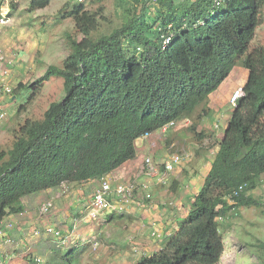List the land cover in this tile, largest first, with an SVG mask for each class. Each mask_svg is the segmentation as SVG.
Listing matches in <instances>:
<instances>
[{
  "label": "trees",
  "instance_id": "1",
  "mask_svg": "<svg viewBox=\"0 0 264 264\" xmlns=\"http://www.w3.org/2000/svg\"><path fill=\"white\" fill-rule=\"evenodd\" d=\"M133 1L142 2L139 10H125L120 27L94 38L103 10L72 5L65 17L82 38L68 37L61 66L49 65L29 87L19 83L13 89L31 90V101L44 82L58 78L63 97L41 119H25L11 147L0 151V223L23 213L22 199L29 195L63 183L99 181L136 157V140L169 122L189 120L195 139L208 140L197 124L211 114L210 94L242 59L247 71L242 95L186 216L160 250L136 263L219 264L224 245L217 220L241 207L264 209L251 194L264 176V45L249 50L262 24L264 0H226L220 7L213 0ZM151 1L152 16L146 5ZM48 4L30 0L29 10ZM115 215L120 214L107 216Z\"/></svg>",
  "mask_w": 264,
  "mask_h": 264
},
{
  "label": "rangeland",
  "instance_id": "2",
  "mask_svg": "<svg viewBox=\"0 0 264 264\" xmlns=\"http://www.w3.org/2000/svg\"><path fill=\"white\" fill-rule=\"evenodd\" d=\"M11 1L0 0V18L3 16L7 18L5 25L0 24V88L8 86L12 91L0 94V112L4 117L0 120V151H6L11 147L13 134L25 119H41L49 104L60 101L63 97L62 80L58 78L44 82L31 101H28L31 90L13 92V89L19 83L29 87L49 65L61 66L69 53L68 37L76 40L82 38L73 20L65 17V13L72 5L83 3L85 9L91 13L99 12L100 8L103 10V18L99 20L98 29L92 33L94 38L120 27L127 17L125 10L128 9L130 12L139 10L142 4L133 0H103L101 3L90 0H49L46 7L29 10L30 0ZM146 5L149 6L147 10L149 15L155 14L156 4L151 1ZM261 20L262 24L255 32L249 50H259L264 45V10ZM246 79L247 71L241 59L237 61L229 77L222 82V86L219 87L221 89L218 88L213 93L221 95L222 90L228 87L226 94L221 95L224 98H215L211 114L197 124L198 131L202 125L207 133L213 130L211 133L214 136L211 135L208 140L201 142L196 140L194 134L197 132L192 133L189 130L191 121L184 122L186 119L179 124L176 123L164 134L156 136L159 138L157 145L160 151L156 153L150 150L147 153L148 157L158 163L173 154L184 157L182 162L175 166L173 171L175 174L169 175L168 186L160 187L158 195L150 191L151 197L144 199L136 193L135 201L120 214L121 216L115 215L111 218L104 215L97 221L79 224L73 235V244L65 248H58L54 239L46 235L38 223L35 230L39 232L37 238L41 241L37 240L36 243L34 242L36 238L28 236L26 250L16 251L12 264H31L29 260L36 264L35 259L40 260L39 264H136L141 258L160 250L165 244L164 238L167 237V232H170L169 229L175 232L179 221L186 216L189 208L187 203L200 188L217 151L218 140L222 138V131L227 125V116L232 109L229 99L236 89L243 87ZM14 94L16 96H13ZM213 123L218 127L215 128ZM211 127L214 128L210 129ZM176 128L179 129L174 131ZM173 182H176L174 189L171 188ZM81 184L63 183L56 189L32 194L27 198L29 202H24L28 203L32 212L30 214L35 213L39 220L54 211L58 214L52 219H56L67 210L68 214L63 216L66 220L64 219L62 227H55L66 234L73 223L69 222V219L78 220L81 216L78 212L80 209L85 210L84 205L93 190L94 183L90 185L86 183L88 187ZM76 193L79 196L83 193L86 197L87 200L83 203L79 202L80 207L82 205L83 207L77 210L72 208L69 211L70 206L60 209L63 204L68 205L72 202V196ZM186 194L187 199L184 197ZM251 194L264 204V176L260 186ZM40 202L52 203L51 210H54L52 212L49 210L46 216H39L35 208H39ZM182 203L185 205L184 208L180 206ZM217 222L224 245L219 264L263 263L264 253L261 245H264V209L241 207ZM94 243H97L95 249L92 247ZM69 251L70 254L74 251V255L69 254L65 259L60 257Z\"/></svg>",
  "mask_w": 264,
  "mask_h": 264
},
{
  "label": "built area",
  "instance_id": "3",
  "mask_svg": "<svg viewBox=\"0 0 264 264\" xmlns=\"http://www.w3.org/2000/svg\"><path fill=\"white\" fill-rule=\"evenodd\" d=\"M17 1V0H15ZM226 0H213V5L215 7H220L225 3ZM10 2H12L10 0ZM7 23V18L4 16L0 18V24L5 25ZM169 38H166L164 44L167 43ZM11 92V89L8 86L0 88V94L5 93L8 94ZM242 95V89H236L231 95L229 102L233 107L237 99ZM3 113L0 112V120H2ZM175 125V122H169L162 126L158 131L159 135L167 132L169 128ZM217 128V125H215ZM144 137H148V134H145ZM184 157L180 154H173L169 158L160 161L152 160L150 157L146 156L143 159V174L145 177L149 179H154L156 184L161 186H168V177L171 173H173L176 165L182 162ZM139 193L144 199H148L151 197L150 195V187L146 182H137V181H129L126 183H120L113 185L107 178L103 177L99 179L98 186L94 190L91 195L89 202L86 206V210L81 213V216L72 221V226L69 232L66 234L62 233L61 230L56 229L53 226H45L44 233L52 239H54L58 248H65L69 244H73V235L77 229L79 224H85L97 221L99 217L104 215H112V214H121L125 212L133 201H135V195ZM52 208V203L44 202L41 203L38 208L39 216H46L49 210ZM12 229L11 223H0V239L7 245L14 244L12 239L7 234ZM39 232L37 230H33V236L37 237ZM97 243L92 245L93 249H95ZM10 247V246H7ZM36 262L40 263V260L37 259ZM11 256L0 249V264H10Z\"/></svg>",
  "mask_w": 264,
  "mask_h": 264
},
{
  "label": "crops",
  "instance_id": "4",
  "mask_svg": "<svg viewBox=\"0 0 264 264\" xmlns=\"http://www.w3.org/2000/svg\"><path fill=\"white\" fill-rule=\"evenodd\" d=\"M221 86H222V84L219 87H221ZM241 86H242V84H241ZM220 89L221 88H219V90ZM227 91H228V87H226L225 90H222V93H220V94L224 96V93L226 94ZM213 93L210 94V96H209L208 107L210 108V110L213 109L212 103H213V100H215V98H218V97L220 99L224 98V97H221V95H214ZM228 118H229V115L227 116V120H228ZM184 122H190V121L185 120ZM226 124H227V122H226ZM184 125L186 126L185 123H184ZM213 125L215 126L214 123H213ZM217 127H218V125H217ZM213 128L214 127H211L210 129H213ZM177 129H179V128H176L173 130L175 131ZM201 129H204L203 125L201 126ZM224 129L222 131V135H223ZM204 131L207 133L206 130H204ZM211 132H213V130H210L209 133H207V134L210 136L211 135L214 136ZM156 136H160L158 132H156L155 134H153L147 138L142 137V138L136 140V142H135L136 157L133 160L125 162L124 164H122L120 167H118L117 169H115L113 172L109 173L105 177L113 185L120 184V183H126L129 181H137V182H142V183L146 182L149 184L150 191H152L154 194L157 193V195H158L159 194L158 192H160L159 188L163 187V186L156 184L154 179H149V178L145 177V175L143 174V159H144V157L147 156L148 151L153 150V152L156 151V153H158L160 151L159 146L157 145V141L159 140V138ZM174 174L175 173H173V175ZM91 182L94 183V186H93V190L90 192V195L88 196L89 199H90L91 195L93 194L94 190L97 188L99 181L98 180H89L87 182H82V184H81L83 186L88 187V184H86V183H89V185H90V184H92ZM173 184L175 185L176 183L173 182ZM164 187H167V186H164ZM42 192H46V191H42ZM59 192H61V190ZM76 194H75V196L70 195V196H72V202H70L68 205L63 204L60 207V209H65V208H67V206H70V207H68V211L72 208L75 210L79 209V207H80L79 202L81 201L83 203V201L87 200V199H86V197H84L83 193H81L80 196H79V194H77V195ZM84 194H87V193H84ZM29 196H31V195H29ZM184 197H186V199H187V194ZM27 198H28V196L25 197L24 199H22V203L24 205V212L23 213L19 214L18 216H9L6 218V221H8V223L12 224V229L7 234L12 239L14 244L7 245L0 239V249L3 250L4 252H7L11 256V263L10 264H12L15 261L14 254L16 253V251L26 250V248H27L26 242H28V239H29L28 236L32 235L30 238H36L34 240V242H36V243H38L37 240L41 241L39 238L33 236V230H35L36 225L38 223L40 224V226L43 229L45 226H48V225L53 226V227H57V226L62 227V224L66 220L63 216L68 214L67 210H64L62 213L63 215L61 217H58L59 219L58 218L52 219V217L54 215L58 214L56 211H54L53 213H49L44 219L39 220L36 218L35 213L30 214V213H32L30 211V207H28V205H27L28 203L26 204L24 202V201H28ZM88 202H89V200H88ZM88 202L84 206H87ZM39 204H41V202ZM180 206H182L184 208L185 205H184V203H182V205H180ZM81 207H83V205ZM53 208H54V206H53ZM35 209L38 210V208H35ZM35 209L33 208V210H35ZM52 210H54V209H52ZM52 210H51V212H52ZM82 212H84V211H82V209H80V211L78 213L81 214ZM72 221H74V220L69 219V222H72ZM169 231L170 232H167V234H170L171 232H173L171 229H169ZM7 246H10V247H7Z\"/></svg>",
  "mask_w": 264,
  "mask_h": 264
},
{
  "label": "clouds",
  "instance_id": "5",
  "mask_svg": "<svg viewBox=\"0 0 264 264\" xmlns=\"http://www.w3.org/2000/svg\"><path fill=\"white\" fill-rule=\"evenodd\" d=\"M232 107V106H231ZM181 122V121H180ZM179 123V122H178ZM175 125H176V123H175ZM216 128V127H215ZM157 132H159V131H157ZM149 137V136H148ZM143 138H146V137H143Z\"/></svg>",
  "mask_w": 264,
  "mask_h": 264
}]
</instances>
